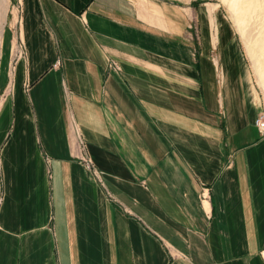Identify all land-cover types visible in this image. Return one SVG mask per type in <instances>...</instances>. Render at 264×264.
<instances>
[{
	"label": "crops",
	"instance_id": "crops-1",
	"mask_svg": "<svg viewBox=\"0 0 264 264\" xmlns=\"http://www.w3.org/2000/svg\"><path fill=\"white\" fill-rule=\"evenodd\" d=\"M12 3L0 264H264L263 103L221 13Z\"/></svg>",
	"mask_w": 264,
	"mask_h": 264
},
{
	"label": "rangeland",
	"instance_id": "rangeland-1",
	"mask_svg": "<svg viewBox=\"0 0 264 264\" xmlns=\"http://www.w3.org/2000/svg\"><path fill=\"white\" fill-rule=\"evenodd\" d=\"M205 3H210L212 12H220L225 21L231 25L241 53L250 63L253 82L263 103L264 115V0H205ZM16 21L14 5L12 0H8L4 35L8 26L16 24ZM4 54L3 41L0 58V104L8 96V85L3 81L6 65V59L3 63Z\"/></svg>",
	"mask_w": 264,
	"mask_h": 264
},
{
	"label": "bare ground",
	"instance_id": "bare-ground-1",
	"mask_svg": "<svg viewBox=\"0 0 264 264\" xmlns=\"http://www.w3.org/2000/svg\"><path fill=\"white\" fill-rule=\"evenodd\" d=\"M7 7H8V0H0V58L2 55V43H3L4 29L6 25Z\"/></svg>",
	"mask_w": 264,
	"mask_h": 264
},
{
	"label": "built area",
	"instance_id": "built-area-1",
	"mask_svg": "<svg viewBox=\"0 0 264 264\" xmlns=\"http://www.w3.org/2000/svg\"><path fill=\"white\" fill-rule=\"evenodd\" d=\"M23 50L24 49H23L22 45H20L19 54L23 53ZM257 125H258L260 131L264 134V115H263V113L261 114V116L257 122ZM87 165L90 167L91 163L89 161H87Z\"/></svg>",
	"mask_w": 264,
	"mask_h": 264
}]
</instances>
